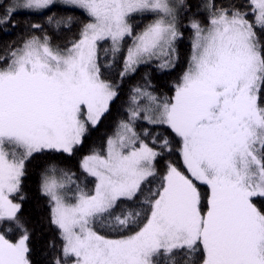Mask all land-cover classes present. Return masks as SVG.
I'll list each match as a JSON object with an SVG mask.
<instances>
[{
    "label": "snow or ice",
    "instance_id": "snow-or-ice-1",
    "mask_svg": "<svg viewBox=\"0 0 264 264\" xmlns=\"http://www.w3.org/2000/svg\"><path fill=\"white\" fill-rule=\"evenodd\" d=\"M0 264H264V0H0Z\"/></svg>",
    "mask_w": 264,
    "mask_h": 264
},
{
    "label": "trees",
    "instance_id": "trees-1",
    "mask_svg": "<svg viewBox=\"0 0 264 264\" xmlns=\"http://www.w3.org/2000/svg\"><path fill=\"white\" fill-rule=\"evenodd\" d=\"M82 19H85V17H81ZM43 23V20L40 21ZM79 28L74 27L71 31L67 29H63L60 32L56 33L54 36V39L56 43L58 44H65L68 40L75 38V36L78 34ZM190 32L185 30V38L181 42L180 45V62L178 63L177 67L172 69L170 72H160L156 69L154 61L151 65H141L140 68L137 69V72L134 76L129 77L125 84L122 85L124 88V94L123 98L126 101L129 90L137 85L142 84L144 82L143 78L145 73H149V79L152 81V84L155 86L156 90L158 91V94H168L171 95L172 92L170 91L171 86L174 82H176L180 75L182 74V71L186 69L187 67V61L188 57L190 55L191 51V41L189 39ZM122 55L121 58H118L117 63L111 70H106L107 75L111 77H115L116 72L119 70V68L122 66ZM101 59H105L103 56H101ZM123 111V110H121ZM119 118V117H118ZM116 128V122L112 121L110 127L106 126L102 131L92 137V142L95 145H99L101 143L100 137L106 136V135H112ZM78 161V158H77ZM77 161H73L69 166L72 168L73 171L77 173V176L80 179V182L82 183V186L86 187L87 190H91L94 187L93 177H87L86 174L81 173V171L78 168ZM37 182L38 177L33 170L29 177L27 178V184H26V192L30 197V201L25 204V217L32 223H35V220L39 218L45 228V236H55V230L54 228L49 229L47 228V220H46V212L47 209L44 207L43 200L40 199L37 200ZM39 203V208H37V204ZM41 246V241H37V247L39 248Z\"/></svg>",
    "mask_w": 264,
    "mask_h": 264
}]
</instances>
